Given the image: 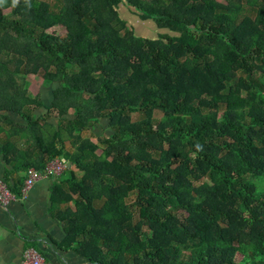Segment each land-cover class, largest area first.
I'll return each mask as SVG.
<instances>
[{
  "label": "trees",
  "instance_id": "obj_1",
  "mask_svg": "<svg viewBox=\"0 0 264 264\" xmlns=\"http://www.w3.org/2000/svg\"><path fill=\"white\" fill-rule=\"evenodd\" d=\"M121 6L159 34L139 33ZM40 69L59 86L53 117L30 107L45 106L28 93ZM258 75L264 0H0L4 179L56 156L75 164L81 175L56 177L50 212L59 249L89 264H238L237 253L264 264ZM102 119L106 137L83 134Z\"/></svg>",
  "mask_w": 264,
  "mask_h": 264
},
{
  "label": "crops",
  "instance_id": "obj_2",
  "mask_svg": "<svg viewBox=\"0 0 264 264\" xmlns=\"http://www.w3.org/2000/svg\"><path fill=\"white\" fill-rule=\"evenodd\" d=\"M10 168L0 155V176L3 179ZM69 168L79 175L75 164H70ZM24 175L25 171L14 172L9 180L4 181L17 191ZM56 179L44 177L35 183L24 200H14L7 207L0 206V264H19L26 248H34L44 261L51 264H89L75 251L61 250L56 244L66 235L63 224L50 212L51 187L59 180ZM71 206H74L73 201Z\"/></svg>",
  "mask_w": 264,
  "mask_h": 264
},
{
  "label": "rangeland",
  "instance_id": "obj_3",
  "mask_svg": "<svg viewBox=\"0 0 264 264\" xmlns=\"http://www.w3.org/2000/svg\"><path fill=\"white\" fill-rule=\"evenodd\" d=\"M19 0H14V4H16ZM120 13L122 14V17H124L125 19H127L128 23L130 25L134 26V29L137 30L139 33H141L144 36L147 37H156V35H158L159 33L156 32V27L155 25L150 22V21H141L139 20L138 17L136 16H131V14L128 13L129 10H126L124 7H120L119 8ZM12 10V8H7L2 10L3 13L7 14L10 13ZM158 31V30H157ZM27 81L29 83V87H28V93H30V95L32 97H39L45 106L42 107H36L35 105H30V107L33 108L34 112L36 115H45L47 117H53L56 116L57 111H51L48 112L47 111V107L50 105L51 101L54 99V97L56 96V93L58 91V83L54 82V83H47L44 80V71L42 69H40V71L37 74H29L27 76ZM255 81L261 84H264V79L261 78L260 75L256 76ZM47 106V107H46ZM157 115H161L162 113L160 111H156ZM75 114V109H70V115H72V117ZM132 116L134 119H136L138 117L137 113H132ZM106 119H102L100 121V123H98L96 125V127L93 128H86L83 131V134L85 136H90L93 138L94 141H98L99 138H103L106 137L109 133H110V129L106 126L107 125V121H105ZM65 123V122H64ZM94 132V133H93ZM65 143H66V147L72 149L73 145L71 143V141L69 139H65ZM102 150V148L98 149V152L100 153ZM79 175L82 174L81 171H78ZM137 193L136 191L132 192L128 198L129 202H133L134 199L136 198ZM74 204V201H73ZM171 210L173 211L174 214L180 216V217H185L187 216V212L182 210V209H178L176 207H171ZM137 218L138 213H136L135 215ZM236 263H241L242 262V254L241 253H237L235 255L234 258Z\"/></svg>",
  "mask_w": 264,
  "mask_h": 264
},
{
  "label": "built area",
  "instance_id": "obj_4",
  "mask_svg": "<svg viewBox=\"0 0 264 264\" xmlns=\"http://www.w3.org/2000/svg\"><path fill=\"white\" fill-rule=\"evenodd\" d=\"M69 160L65 156H56L50 159L45 168L40 170L30 167L25 171L24 179L18 190L14 191L0 176V206L7 207L14 200H24L31 188L37 181L44 177L56 178L60 176L68 168ZM19 264H51L42 258L38 251L34 248H26L22 252Z\"/></svg>",
  "mask_w": 264,
  "mask_h": 264
},
{
  "label": "water",
  "instance_id": "obj_5",
  "mask_svg": "<svg viewBox=\"0 0 264 264\" xmlns=\"http://www.w3.org/2000/svg\"><path fill=\"white\" fill-rule=\"evenodd\" d=\"M70 166V162H68V167Z\"/></svg>",
  "mask_w": 264,
  "mask_h": 264
}]
</instances>
